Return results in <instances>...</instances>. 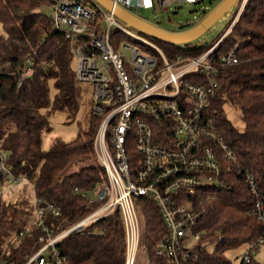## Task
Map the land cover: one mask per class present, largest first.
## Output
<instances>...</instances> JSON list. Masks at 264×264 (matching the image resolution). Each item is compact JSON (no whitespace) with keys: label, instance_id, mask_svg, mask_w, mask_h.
I'll use <instances>...</instances> for the list:
<instances>
[{"label":"built area","instance_id":"2783aa9c","mask_svg":"<svg viewBox=\"0 0 264 264\" xmlns=\"http://www.w3.org/2000/svg\"><path fill=\"white\" fill-rule=\"evenodd\" d=\"M109 1L111 8L99 0H53L51 6L56 28L71 42L77 79L92 85L93 114L102 118L95 135V151L107 179L93 185L92 199L85 208L95 202L99 205L58 232L47 218L48 214L60 215L61 206L35 195L34 224L42 232L40 247L24 264H67L59 243L116 208L122 211L126 229L125 264H136L144 248L137 198L144 195L156 201L168 227L157 253L166 256L169 264L197 260L199 254L193 249L203 237L196 227L207 211L204 202L233 189L230 177L234 171L244 176L255 197L251 214L263 224L260 238L247 244L241 255L240 264L249 262L264 244V189L255 174L238 162L210 110L219 87V65L233 66L241 61L238 43L219 57L216 51L249 0H238V10L224 36L207 50L197 56L175 53L172 57L154 38L138 35L124 25L116 9L125 8L128 14L143 20L133 11L204 0ZM122 34L141 41L144 48L121 42ZM33 63L28 58L18 70L19 86L33 75ZM0 170L8 184L27 183L35 189V176H17L4 161ZM75 191L80 192L77 187ZM82 195L90 196L86 191ZM0 264L15 263L0 258Z\"/></svg>","mask_w":264,"mask_h":264},{"label":"trees","instance_id":"16d2710c","mask_svg":"<svg viewBox=\"0 0 264 264\" xmlns=\"http://www.w3.org/2000/svg\"><path fill=\"white\" fill-rule=\"evenodd\" d=\"M52 4L53 0H0V163L4 161L17 176H35V195L61 206L60 215L48 214L47 218L58 232L99 205L95 202L85 208L92 199L93 185L105 181L107 174L95 151V135L102 118L93 113L89 127L77 138L65 141L55 137L50 148H43V136L52 130L51 112L61 109L75 115L80 107L81 90L71 42L56 28L51 13L42 10ZM152 37L171 57L175 53L197 56L221 38L211 45H199ZM237 43L241 61L233 66L219 65V87L210 110L238 162L255 174L264 189V0H249L216 56ZM28 58L34 61V73L19 86L17 72ZM52 88L55 94L51 104ZM229 105L240 109L243 128L228 116ZM230 178L231 191L204 202L207 211L196 227L203 237L193 249L199 258L183 264H230L225 255L228 249L256 242L262 235L263 224L251 214L255 197L244 176L234 171ZM0 184H8L2 170ZM83 191L90 196H83ZM137 202L146 264H169L166 256L157 253L159 242L168 235L160 207L148 195L137 198ZM14 208V203L3 202L0 195V258L24 264L39 249L42 232L35 224L22 228L11 248L4 249L2 234ZM59 248L67 256V264H125L127 242L121 209L69 234ZM242 264L264 262L252 256Z\"/></svg>","mask_w":264,"mask_h":264},{"label":"rangeland","instance_id":"374dc122","mask_svg":"<svg viewBox=\"0 0 264 264\" xmlns=\"http://www.w3.org/2000/svg\"><path fill=\"white\" fill-rule=\"evenodd\" d=\"M226 0H204L199 4H183V5H162L157 7L156 11L148 9H140L133 11L138 17L152 26H157L163 32L173 35H185L194 31L201 25L218 7ZM239 1L236 0L222 11L215 20L206 28L199 36L191 42L199 45H211L219 37L227 31L234 15L238 10ZM127 13L129 10L123 8ZM42 10L47 13L52 12L50 6L42 7ZM122 23L130 30L145 38L152 39L153 37L125 20ZM189 22L190 26L180 29L179 25ZM0 32H3L2 24L0 23ZM239 41V37L235 36ZM121 42H131L140 49L144 48V44L128 34L120 36ZM122 43L121 48L124 45ZM182 44V43H181ZM184 44V43H183ZM130 54L129 50H126ZM74 66V61H73ZM80 87V107L75 115L69 114L66 110L54 109L49 117L52 127L51 132H47L43 136V148L48 149L55 137H60L65 141H70L77 138L79 133L84 132L89 127V116L93 113L92 103V85L90 82L78 81ZM55 89L51 91V104L54 100ZM228 116L232 122L238 127H244V121L241 117V112L238 107L227 106ZM29 185V186H28ZM0 195L3 202L14 203L15 208L9 217L6 228L2 234V244L4 249L11 248L12 244L17 240V233L20 229L33 225L35 212V193L30 184H21L14 186L12 184H0ZM248 245L243 244L238 247L228 249L225 253L226 257L233 261L234 264H240L241 255L247 249ZM254 258L264 262V244L253 254ZM136 264H146V253L144 248L140 252L138 262Z\"/></svg>","mask_w":264,"mask_h":264},{"label":"water","instance_id":"95a60500","mask_svg":"<svg viewBox=\"0 0 264 264\" xmlns=\"http://www.w3.org/2000/svg\"><path fill=\"white\" fill-rule=\"evenodd\" d=\"M102 3H104L109 8L112 7V3L109 0H99ZM236 0H226L220 7H218L201 25H199L194 31L187 33L185 35H173L168 34L166 32L161 31L158 28H154L148 23L144 22L143 20L130 15L126 13L125 11L121 9H116V13L118 16H120L125 21L132 23L134 25H138L141 27L144 31L150 33L156 38L163 39L165 41L169 42H175V43H186L190 42L193 39H195L197 36H199L208 26L215 20V18L224 11L230 4L235 2ZM190 26V23H183L179 25L180 29H184L186 27Z\"/></svg>","mask_w":264,"mask_h":264},{"label":"flooded vegetation","instance_id":"af4514ba","mask_svg":"<svg viewBox=\"0 0 264 264\" xmlns=\"http://www.w3.org/2000/svg\"><path fill=\"white\" fill-rule=\"evenodd\" d=\"M185 23H188V22H185ZM183 24V23H182Z\"/></svg>","mask_w":264,"mask_h":264},{"label":"crops","instance_id":"0c3cea01","mask_svg":"<svg viewBox=\"0 0 264 264\" xmlns=\"http://www.w3.org/2000/svg\"><path fill=\"white\" fill-rule=\"evenodd\" d=\"M29 186V185H28ZM34 191V190H33Z\"/></svg>","mask_w":264,"mask_h":264}]
</instances>
